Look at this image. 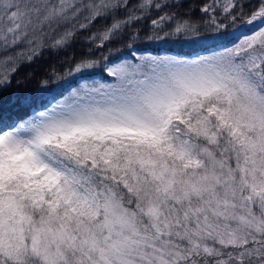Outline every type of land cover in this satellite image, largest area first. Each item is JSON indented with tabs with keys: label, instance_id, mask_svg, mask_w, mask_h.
Segmentation results:
<instances>
[{
	"label": "snow or ice",
	"instance_id": "obj_1",
	"mask_svg": "<svg viewBox=\"0 0 264 264\" xmlns=\"http://www.w3.org/2000/svg\"><path fill=\"white\" fill-rule=\"evenodd\" d=\"M0 264H264V0H0Z\"/></svg>",
	"mask_w": 264,
	"mask_h": 264
},
{
	"label": "trees",
	"instance_id": "obj_2",
	"mask_svg": "<svg viewBox=\"0 0 264 264\" xmlns=\"http://www.w3.org/2000/svg\"><path fill=\"white\" fill-rule=\"evenodd\" d=\"M188 3L198 7L200 0H188ZM194 15L199 16V12H195ZM126 43H128L127 39L120 41L119 43L107 44L99 51H95L94 56L99 58L102 54H108L109 49H112L113 52H115L117 49L122 48ZM88 47L91 46L77 44L74 48L68 49L67 53L64 51H45L33 63L21 65L19 70L12 76L11 87L7 90L6 96H15L18 98V101H23L25 98L36 95L37 88L40 85L42 78L47 77L53 70L56 73L63 74L65 70L70 67L68 57L75 55L78 58ZM124 50L127 51L126 49Z\"/></svg>",
	"mask_w": 264,
	"mask_h": 264
}]
</instances>
